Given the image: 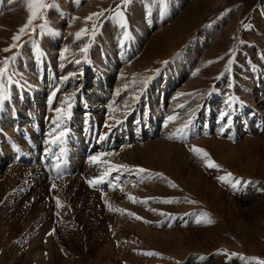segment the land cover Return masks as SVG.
Listing matches in <instances>:
<instances>
[{
    "label": "rangeland",
    "instance_id": "obj_1",
    "mask_svg": "<svg viewBox=\"0 0 264 264\" xmlns=\"http://www.w3.org/2000/svg\"><path fill=\"white\" fill-rule=\"evenodd\" d=\"M45 2L5 52L28 0H0V264L264 260V0Z\"/></svg>",
    "mask_w": 264,
    "mask_h": 264
},
{
    "label": "snow or ice",
    "instance_id": "obj_2",
    "mask_svg": "<svg viewBox=\"0 0 264 264\" xmlns=\"http://www.w3.org/2000/svg\"><path fill=\"white\" fill-rule=\"evenodd\" d=\"M132 2V0H121V3L124 5V6H127L129 5L130 3ZM51 7H55V4H47L45 2V0H28V4H27V8H28V11H29V16L27 18V21L26 23L20 27L19 29V32L17 35H14L12 37L14 43L12 45L9 46V48H5L3 51L5 52H9L11 49L13 48H17L19 47V45L17 43H15L16 41H18L20 39V36L23 35L25 33L26 30L30 29L33 25V22L34 20H37V19H41L43 18V9H46V8H51ZM120 5L118 3L117 5V8L119 9ZM104 13L103 12H100V13H92L90 16L86 17L87 20H91L93 17H99V16H103ZM114 15L116 17H119L120 18V24L121 26H125L127 21L125 19V15H124V12L123 11H115L114 12ZM39 27L41 29L47 27V23L45 24H42V25H39ZM95 25H93V34H94V31H95ZM82 33H87V29H81L80 32H77L76 33V38L77 39H80L81 38V34ZM87 45L84 46V48H81V52H84L87 50ZM66 51V50H65ZM16 58V54L13 53V55L11 56H7L5 57L2 61H0V80H3L6 76H7V72H8V68H9V64L11 61L15 60ZM61 58H65L64 57V53H61ZM76 63H79V61L77 60ZM167 63V62H165ZM70 76H75L76 73H70L69 74ZM63 79H68V77H63ZM55 92L52 93V95L49 97V103H51L52 99L55 97ZM74 95V94H73ZM7 97L3 94V89L0 88V105L3 104L4 100L6 99ZM70 99V97L68 98ZM235 98H229L230 102L231 101H234ZM71 107V105L69 104V108ZM229 107H231V103H229ZM55 111L57 113H62L63 116H70V111L68 112H65L63 111L62 108H57L55 109ZM229 113L225 112V113H222V116H228ZM170 121L172 119H174L173 117H169L168 118ZM53 123L56 125L57 128H59V123L57 121H53ZM117 123H119V121H117ZM191 121L188 122V124H190ZM188 124H185L182 128H178L176 130V135H183L184 133V130L188 127ZM106 126L107 123H106ZM60 137L64 136L65 135V132L64 131H61L60 132ZM103 138V137H101ZM48 141H46L47 143ZM194 152L200 154L202 153L204 157H207L208 159L205 161L206 163V166L209 167V168H220V165L215 163V161L211 160V158L209 157V153L207 151H205L204 149H201V148H198L196 146H193V149H192ZM63 151V150H61ZM105 155H111L110 153H100L99 156H91L89 159L95 163L97 161L100 160V157L102 156H105ZM127 165H112L111 166V169L109 170V172H106L104 173V176H107L110 174V171L111 170H115V169H127ZM141 172L145 171L144 169H140ZM233 177V174L232 173H227L226 175H222V176H219L217 177V179L221 180V181H226V182H229L232 184V187H236L237 184H240L241 181L240 180H235L234 182L232 181V178ZM103 179L104 177L101 176V177H98V178H93L92 180H89L88 183L90 185H96V184H99V183H102L103 182ZM176 185L173 184V187H175ZM53 187H55V184H53ZM130 199L133 200V202H137V198L135 197H129ZM140 202H144V201H140ZM60 202L59 200L57 199V207H60ZM130 215H133L135 216V213H129ZM137 219H142L141 217L139 216H136ZM201 221H197V223H199ZM52 233H49V235H51ZM146 255H157V253H154V252H148V253H145ZM232 255H239L237 253H233ZM201 259H204V257H201ZM251 259H256L258 260V264H264V260H259V258H251Z\"/></svg>",
    "mask_w": 264,
    "mask_h": 264
}]
</instances>
